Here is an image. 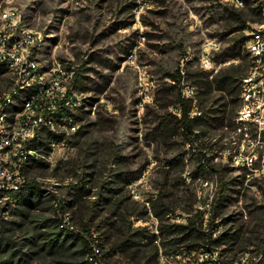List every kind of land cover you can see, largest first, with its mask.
<instances>
[{"label": "rangeland", "instance_id": "rangeland-1", "mask_svg": "<svg viewBox=\"0 0 264 264\" xmlns=\"http://www.w3.org/2000/svg\"><path fill=\"white\" fill-rule=\"evenodd\" d=\"M243 3L241 8L226 0L11 4L39 35L40 64L71 75L79 109L68 149L49 151L41 136L43 154L23 171L40 196L34 190L20 201L0 195V264H58L47 240L58 229H79L74 215L98 201L102 187L111 202L95 203L94 225H100L97 217L117 211L113 202L120 203L118 210L142 212L131 219L132 234L140 237L132 239V253L149 257L156 250L149 264H208L216 252L228 263L264 245V132L244 118L241 100L244 80L264 75V67L255 71L246 49L251 33L264 29V5ZM184 108L192 135L184 133ZM246 155L256 157L251 167L242 163ZM220 186L219 214L209 223ZM57 214L59 228L52 222ZM189 220L211 233L210 240L223 235L222 244L176 232L175 225ZM105 231L95 234L103 251L114 240L106 241L111 233L101 235ZM192 245L198 248L184 257ZM127 254L115 250L103 263L136 264Z\"/></svg>", "mask_w": 264, "mask_h": 264}, {"label": "built area", "instance_id": "built-area-1", "mask_svg": "<svg viewBox=\"0 0 264 264\" xmlns=\"http://www.w3.org/2000/svg\"><path fill=\"white\" fill-rule=\"evenodd\" d=\"M14 1L3 0L5 6L0 5V195L7 197L32 193L23 171L43 154L38 147L41 136H46L49 151L68 149L77 132L73 113L79 109L71 75L58 68H46L37 60L39 35L23 24L19 11L11 6ZM226 1L235 8L244 4V0ZM259 1L264 5V0ZM261 28L246 41L255 71L264 67ZM241 100L244 118L253 120L258 131L264 132V75L257 81L244 80ZM254 162V155L242 159L248 167ZM234 163L239 164L237 159ZM216 256L217 252L208 264L224 262ZM226 264H264V245Z\"/></svg>", "mask_w": 264, "mask_h": 264}, {"label": "trees", "instance_id": "trees-1", "mask_svg": "<svg viewBox=\"0 0 264 264\" xmlns=\"http://www.w3.org/2000/svg\"><path fill=\"white\" fill-rule=\"evenodd\" d=\"M174 78V77H173ZM75 82V79L74 81ZM187 110L184 108L181 112V121L183 122V128L185 135H192V129L187 122ZM186 121V122H185ZM29 187L34 190L35 194L40 196L41 191L39 188L29 183ZM222 185V184H220ZM84 188V185L83 187ZM222 187L220 186V189L218 190V193L214 199L213 204V215L209 217V223H212L214 218L217 217L219 214L218 208L219 204L222 199ZM102 191L98 194V201L96 202H103L104 204H110V199H105L106 191H104V187L101 188ZM88 191H85V194ZM104 192V193H103ZM27 194H20L19 196H13L12 198L14 200H19L21 198L26 197ZM96 202H90V205L87 206V209H81L78 211L77 214L74 215V218L79 222V229H67V228H61L58 229V232L54 233L51 238L47 240L46 246L49 253H52L54 255H57L61 261L58 264H104L103 261L110 256L111 252H114L115 250H124L127 254V250L129 251V254H127L131 259L136 258V264H149L150 262H155L157 251L154 250L153 254L151 256H147L146 254L142 256H138L139 251L133 252L132 250L135 247L134 243L132 242V239L139 236L138 233L132 234V231L134 229L131 228V219L132 218H139L142 214V212L138 213L135 209H131L129 207H125L123 210H118L120 207L119 202H113L111 206H114L117 208V211L113 213L112 215H107L105 217H97L99 226L94 225V220L96 218L95 215H93V211L95 208ZM199 216H204L203 212H198ZM153 215L158 218L160 213L153 211ZM101 217V218H100ZM55 227L59 228L60 225H62V217L57 214L54 221ZM105 228L107 231L102 233L101 235L107 234L108 232L111 233V235L106 236L105 239L108 241L110 239V236L114 239L111 243V246L103 251L102 243L100 242V237H96L95 234L99 232L101 228ZM176 232L178 233H185L187 236H193L197 239H207L210 241V244H215L217 246L218 244H222V236H219L216 240H210L211 239V233L199 231V229H196L193 226V223L191 220L188 221L187 225H175ZM239 232H235L231 235V237L237 236ZM63 235V238H61ZM205 237V238H204ZM140 238V237H138ZM109 242V241H108ZM110 243V242H109ZM197 245H192L185 247V250L189 253L185 252L184 257L188 258L190 255H192V250L197 249ZM260 249V248H259ZM95 251H98L97 253ZM184 253V252H183ZM136 255V256H135ZM55 257V256H54ZM6 264V263H5ZM222 264H226L225 262H222Z\"/></svg>", "mask_w": 264, "mask_h": 264}]
</instances>
